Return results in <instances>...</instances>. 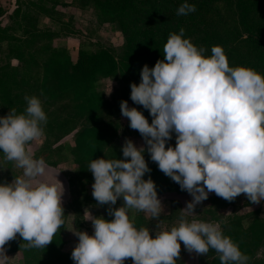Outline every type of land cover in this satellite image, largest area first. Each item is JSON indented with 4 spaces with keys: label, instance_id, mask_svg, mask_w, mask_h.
Listing matches in <instances>:
<instances>
[{
    "label": "clouds",
    "instance_id": "9594fccd",
    "mask_svg": "<svg viewBox=\"0 0 264 264\" xmlns=\"http://www.w3.org/2000/svg\"><path fill=\"white\" fill-rule=\"evenodd\" d=\"M195 11V4L183 0L176 15ZM204 51L180 28L169 34L163 59L151 68L143 65L139 84L129 85L131 101L148 111L151 123L127 101L120 102V112L146 148L125 139L121 152L126 159L89 162L91 195L98 204L109 205L112 219L88 213L93 233H75L74 264H124L127 258L132 264H176L180 242L200 255L215 250L221 264H247L249 257L219 223L181 216L177 226L151 236L148 228H136L127 212L134 208L157 218L162 211L154 181L143 179L151 171L145 151L191 196L184 212L194 214L210 192L227 201L242 193L251 203L264 200V75L244 66L230 67L221 46H212L208 56ZM24 99V112L11 109L0 116V153L23 170L11 183H0V264H7L4 246L17 234L28 242L26 247L45 248L64 223L63 187L56 178V183L36 179L47 165L30 150V142L44 135L47 115L39 97ZM173 134L174 147L168 143ZM118 199L122 206L113 208Z\"/></svg>",
    "mask_w": 264,
    "mask_h": 264
},
{
    "label": "trees",
    "instance_id": "16d2710c",
    "mask_svg": "<svg viewBox=\"0 0 264 264\" xmlns=\"http://www.w3.org/2000/svg\"><path fill=\"white\" fill-rule=\"evenodd\" d=\"M182 2L16 0L6 26H2L5 11L0 8V108L6 112L3 116L11 109L18 114L24 112V97L35 95L46 103L68 99L73 116L84 119L75 133V146L68 148L77 166L76 172L67 180L70 204L76 218L70 226L68 212L63 209L64 223L45 248L26 247L28 242L19 234L6 242V252L21 255L22 264H74L71 253L64 251V233L69 227H74L76 231L81 229L76 224L83 217L82 208L85 206L94 210V217L108 215L109 205L98 204L91 195L94 178L88 165L97 158H126L122 157L121 147L114 143V131L104 122L106 101L97 91L99 80L131 76L139 83L142 66L147 64L151 68L157 60L163 59V46L169 34L179 33L180 28L184 29V37L194 46L205 50V56L211 55L212 46H221L230 67L244 66L264 75V0H188V3L196 5V11L178 16L176 9ZM71 5L78 9L92 7L98 23L116 26L124 40L117 56L108 49L98 48L91 52H78L77 60L73 62L66 48L55 46L54 42L60 35L58 31L61 30L59 19L63 17L57 8ZM42 19H47L51 27H57L58 31L47 26L39 28ZM13 62L17 65L13 66ZM137 110L151 123L152 117L146 109L141 106ZM46 124L48 133L44 134L43 145L34 157H42L46 164L52 161L51 166L57 168L62 164L64 147L54 146L70 135L74 128L58 116H48ZM54 154L56 159H53ZM3 156L0 153V159ZM144 159L151 171L143 179L150 177L154 181L158 196L183 193L179 185L150 160L147 151ZM171 203L180 206L177 201ZM122 204V199H118L112 207ZM204 204L208 207L206 215L214 222L218 220L215 218L216 211H225L234 203L213 194ZM98 209H104V213H98ZM180 218L163 213L157 218H145L136 210L132 223L138 229L148 228L150 235L154 236L160 232V224H167L166 228L170 230L178 225ZM219 224L224 234L249 257L247 264H264V215L259 210L247 214L232 211L222 216ZM180 243L176 264H185L182 257L185 248ZM197 259L199 264H221L219 253L213 249L206 255L197 254ZM126 264H131V259Z\"/></svg>",
    "mask_w": 264,
    "mask_h": 264
},
{
    "label": "rangeland",
    "instance_id": "374dc122",
    "mask_svg": "<svg viewBox=\"0 0 264 264\" xmlns=\"http://www.w3.org/2000/svg\"><path fill=\"white\" fill-rule=\"evenodd\" d=\"M36 1V0H33ZM72 6V5H71ZM64 7L57 8L59 12L63 14L59 21L61 27L58 28L53 26L51 27L50 23L47 19H42L39 23V28L43 29L45 26L51 27L54 31H58L60 35L57 40L54 42L56 47L66 48L73 62H76L78 52L86 51L91 52L98 48L108 49L114 53V55H118L121 47L123 46L124 40L123 36L117 31L116 26L114 24H101L98 23V19L96 18L95 11L92 7H86L84 9H78L74 6L72 7ZM61 14V15H62ZM56 29V30H55ZM17 64L13 62V66ZM135 83L139 84L134 77L131 76H118L114 79H101L97 83V91L104 97L106 101L105 108V119L107 127L112 128V132L114 131L115 138L114 143L118 146L122 147L125 139L131 140L136 147H145L144 140L137 130L131 129L129 127V120L127 117L121 115L120 112V102L127 101L128 107H136L140 108V105L134 104L130 99V84ZM43 110L45 111L47 117L58 116L61 120H66L71 123L74 131L70 133V135L64 137L60 142L55 144L54 147L58 145H62L64 150L62 152V164L57 168L51 166L52 161H50L47 165L45 174L43 176L37 177L36 179L46 183H56L55 178L61 183L63 187V195L61 197V206L64 210L68 212L69 222L68 224L72 226V220L76 218L75 212L71 207V195L68 188L67 180L71 177L77 169L76 163L74 162V158L69 153L68 148L75 146V133L81 128L84 119H76L73 116V111L71 110V104L68 102V99L61 100L56 103H46L45 100H41ZM6 114L5 111L0 108V116ZM44 134L48 133L47 124L43 125ZM44 142V135L35 141L30 142V150L35 155L37 154ZM173 147L175 146V134L172 135V139L168 142ZM168 145L166 144V147ZM57 156L54 154L53 159H56ZM52 159V160H53ZM22 169L16 167L14 161H7L4 159V156L0 159V183H11L17 177L22 176ZM214 192H210L208 194L209 199ZM158 198L161 201V207L163 214H172L176 217L184 216L187 220L191 221L193 219L201 220L205 222L213 221L210 220V217L206 215V209L208 208L204 201L200 204H197L194 208V214L189 212H184L182 209L186 207V202L191 201V196L186 192L183 193H166L159 195ZM206 199V200H207ZM177 201L180 206L173 205L171 202ZM232 202L233 207H229L227 210H218L216 211L215 218L218 219L212 223H220L222 221V216L229 215L235 211L240 214L251 213L254 210H259L262 215H264V200L259 203H251L248 201L247 197L242 193L235 197ZM215 204L214 207H216ZM210 207V206H209ZM211 208V210L214 209ZM75 213H73V212ZM98 213L103 212L104 209H98ZM178 211V212H177ZM129 219L131 222L134 220L136 216V210L134 208H129L127 210ZM141 214L145 218H149L151 215L149 213H145L140 211ZM88 213L94 216V210L85 206L82 208L83 217L80 218V221L77 222L76 227L80 226L81 229L76 231L74 227H69L68 231L64 233L65 237V245L64 251L66 253H71L72 249L78 243V237L75 235L76 232H86L89 235L93 233V227L91 221L88 220ZM102 217H106L107 220H111L112 217L109 215H99ZM78 220V219H77ZM177 223V222H176ZM161 231L169 230L167 224H160L158 226ZM71 229V230H70ZM185 250V249H184ZM5 255L9 258L7 264H22L21 255L19 254H10L5 251ZM183 257V261L185 264H199L197 259V253L194 251L189 252L185 250ZM131 258H127L124 261V264L128 262ZM132 264V259H131Z\"/></svg>",
    "mask_w": 264,
    "mask_h": 264
},
{
    "label": "crops",
    "instance_id": "0c3cea01",
    "mask_svg": "<svg viewBox=\"0 0 264 264\" xmlns=\"http://www.w3.org/2000/svg\"><path fill=\"white\" fill-rule=\"evenodd\" d=\"M16 0H0V8L5 11V15L2 18V26H6L9 22V15L15 7ZM67 3H71V0H66Z\"/></svg>",
    "mask_w": 264,
    "mask_h": 264
}]
</instances>
